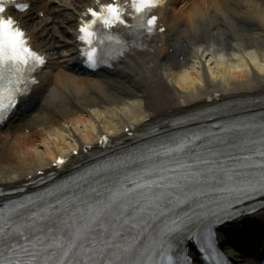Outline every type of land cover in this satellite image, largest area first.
<instances>
[{
	"label": "snow or ice",
	"instance_id": "1",
	"mask_svg": "<svg viewBox=\"0 0 264 264\" xmlns=\"http://www.w3.org/2000/svg\"><path fill=\"white\" fill-rule=\"evenodd\" d=\"M94 2L77 36L92 68L104 62L101 45L126 47L113 29L165 31L154 14L165 0ZM12 5L19 12L30 7L0 0V124L47 64L20 22L7 14ZM246 56L264 75L256 52ZM217 127L219 132L130 151L47 193L0 206V264H190L176 243L183 240L215 259L214 226L240 214L234 207L247 201L264 209V122ZM100 143L108 144V137ZM53 160L57 168L68 163L64 157ZM249 211L256 206L244 209Z\"/></svg>",
	"mask_w": 264,
	"mask_h": 264
},
{
	"label": "bare ground",
	"instance_id": "2",
	"mask_svg": "<svg viewBox=\"0 0 264 264\" xmlns=\"http://www.w3.org/2000/svg\"><path fill=\"white\" fill-rule=\"evenodd\" d=\"M25 2L29 10L15 17L30 31L36 48L59 59L61 45L54 38L69 35L61 40L67 54L35 87L28 109L0 129V186L22 184L59 155L81 162L73 152L79 149L82 155L86 145L97 146L104 133L125 141L127 127L169 124L218 100L264 95V75L246 56L255 51L264 63V0H194L174 12H169V0L158 10L166 32L135 44L97 78L79 75L70 65L71 34L90 0ZM52 3L58 4L48 9ZM255 217L264 221V210ZM227 249L240 253L233 245ZM255 256L244 263L259 264Z\"/></svg>",
	"mask_w": 264,
	"mask_h": 264
},
{
	"label": "rangeland",
	"instance_id": "3",
	"mask_svg": "<svg viewBox=\"0 0 264 264\" xmlns=\"http://www.w3.org/2000/svg\"><path fill=\"white\" fill-rule=\"evenodd\" d=\"M176 6H177V7H180L181 5H180V3L178 2V3L176 4Z\"/></svg>",
	"mask_w": 264,
	"mask_h": 264
}]
</instances>
